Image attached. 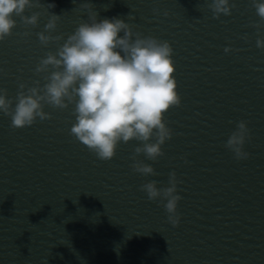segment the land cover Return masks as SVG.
Here are the masks:
<instances>
[{
  "label": "water",
  "instance_id": "obj_1",
  "mask_svg": "<svg viewBox=\"0 0 264 264\" xmlns=\"http://www.w3.org/2000/svg\"><path fill=\"white\" fill-rule=\"evenodd\" d=\"M84 2L97 21L116 17L142 38L169 42L181 98L164 113L171 139L155 161L136 156L154 169L145 176L131 168L141 142L121 141L103 161L70 134L74 103L44 105L51 119L23 128L0 112V264H264V48L256 47L264 21L252 0H229L231 15L218 19L211 0H40L23 13H40L37 25L13 16L0 41V88L12 107L19 83L46 82L39 60L88 21ZM51 13L61 16L51 34L62 39L45 47L36 34ZM239 121L249 155L237 160L225 144ZM172 171L182 197L176 227L166 200L140 191L149 181L169 186Z\"/></svg>",
  "mask_w": 264,
  "mask_h": 264
},
{
  "label": "clouds",
  "instance_id": "obj_2",
  "mask_svg": "<svg viewBox=\"0 0 264 264\" xmlns=\"http://www.w3.org/2000/svg\"><path fill=\"white\" fill-rule=\"evenodd\" d=\"M252 6L264 21V0H252ZM39 7L40 0H0V41L10 36L16 27L13 16L19 17L25 26H36L40 13L34 12L31 16L23 13L26 8ZM54 7L55 4H48L49 9ZM79 7L88 10V21L80 23L55 53L47 52L35 67L37 74L46 73L43 86L39 81H34L32 87L19 83L14 107L12 99L6 98V89L0 88V112L11 117L12 128H23L31 126L37 118L51 119L50 113L43 111L44 105L65 109L74 103L75 122L70 134L98 159L111 160L119 142L135 139L141 143L131 157L132 170L145 176L155 175L154 169L136 156L143 153L147 159L155 161L164 155L161 146L171 139L164 113L181 102L173 76V49L168 41L134 34L122 19L97 21V13L91 11L92 5L88 2ZM207 7L212 18L218 19L221 14L231 15L235 4H230L229 0H211ZM60 17L51 13L44 31L36 34L41 45L46 47L50 41L62 39L60 35L51 34ZM252 27L259 31L261 24L254 23ZM120 32L123 36L118 35ZM256 47L264 48V40L258 37ZM224 51L227 53L230 48ZM248 137L246 122L239 121L225 144L235 159L248 157L242 150ZM178 183L172 171L167 187L157 188L156 181L140 186L149 200H166L164 208L173 227L180 221L176 211L182 198L177 194Z\"/></svg>",
  "mask_w": 264,
  "mask_h": 264
}]
</instances>
